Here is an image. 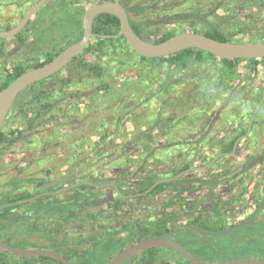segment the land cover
Returning <instances> with one entry per match:
<instances>
[{"label": "trees", "instance_id": "1", "mask_svg": "<svg viewBox=\"0 0 264 264\" xmlns=\"http://www.w3.org/2000/svg\"><path fill=\"white\" fill-rule=\"evenodd\" d=\"M37 1L0 0V6L15 5L17 8L25 9L28 4ZM174 1L119 0L127 12L129 24L134 33L143 40L155 43L164 42L178 34L173 29L162 31L161 26L175 27L180 24L186 28V32L199 33L217 41L235 42L233 37L242 33L244 28L252 25L251 22H241L240 18L237 17L238 14H235L243 8L254 5L250 0H236L238 3H235V0H224V4H235L233 11L224 10L222 13L219 10L223 3L219 2L216 5L214 0H208L211 3L209 11L187 7L184 1L177 5ZM142 15L147 17L141 18ZM200 25H204V30H200ZM11 28L13 27L7 26L5 31ZM119 29L120 23L115 16L106 13L96 16L92 26L93 37L87 47L75 56L63 70L46 80L29 86L19 94L7 118V126L11 129L9 137L0 133V143H11L13 138L17 139V130L12 124L10 125L15 119L25 122L24 134H18L20 141L40 143L43 148L50 143L51 140L48 138L52 139L58 133L67 136L71 132L72 136H76L73 131L79 125L76 121L77 116H74V122L71 115H67L69 118L66 120L63 119L65 115L63 109L68 104L75 103L76 110L73 112L75 114L76 112L80 113V103L77 102L79 97L74 92L80 88L90 90L88 96H83L87 100L86 103L91 109L90 114L93 116L97 112L96 107L93 106L96 102L92 98L93 95L104 93L106 88H110V84L105 81L109 71L100 66L101 62L118 54L130 57L132 53H135L127 44L124 36L115 37L118 35ZM23 31L25 32V29ZM23 33L19 34L18 38H22ZM81 36L82 30L73 36L66 46L77 41ZM260 40H264V36ZM4 41L6 40L0 39V42ZM56 54L57 52L50 54L41 63L31 66L23 67L20 64H15L9 70L6 69L0 83V92L20 74L49 62ZM8 57L10 54L5 53V50L0 48V59ZM138 59L140 70H134L135 66H129L128 71L131 73L129 76H126L128 74L126 68L128 67L124 62H117L111 67L113 69L112 77L120 76L122 80L128 82L132 79L135 82V84L126 82L124 85L126 89L134 91L135 95L130 97L128 106L121 109L125 114L124 117L117 114L115 118L108 117L110 118L108 122L112 123V134L115 135L113 143L124 144L125 150L128 147H134L140 159L138 171L134 176L133 193L125 195L121 192L120 186L115 184L119 193L125 196L117 193V199L113 203L114 209L118 211L123 204L140 202L143 203L144 214L141 217L129 218L120 228L106 231L102 235V240L93 243L92 250L87 253L93 259L89 264H105L112 259L114 254L123 250L128 243L135 242L137 238L144 240L161 236L182 224H188L206 233L201 235L185 228L173 238V241L203 262L222 263L231 257L264 254V244H257L252 239L254 234L264 231V220H260L264 213V205L260 207L264 203V181L258 183L257 190L260 189L263 194L257 201L255 213L249 216L251 217L250 222L246 225L237 224L239 227L233 233L224 236L221 234L234 229L237 225L227 223L228 210L220 207L222 202H212L210 210L205 215L196 211L201 203L197 195L191 199L179 195L160 198L161 195L167 194L171 188L192 189L195 193L205 188L212 193L221 183L232 182L238 185L240 191L237 195L230 196L231 202L229 204H237L245 200L244 196L251 189V186H244V182L254 167L264 163V149L259 154L251 152L244 156L243 162L238 167L223 165L224 171L210 178L186 177L197 169L196 163L209 168L221 160L236 158L237 148L232 153L235 142L240 139L237 145L239 147L241 143L250 140L252 136L250 129L248 132V127L243 128L239 119L234 117L235 109L233 107L220 108L216 115V110L213 109L212 105L218 99L217 96L221 93L220 89L225 83L224 81H229L231 85L233 76L236 74L241 76L238 71L241 66H247L248 69L245 73L253 81L260 77L264 88V58L222 60L198 49H187L169 57L147 59L138 56ZM147 64L148 66L141 69ZM202 64L207 65L210 69L207 72L197 70V66ZM172 71L178 75H174ZM93 79V82L84 84L85 80ZM225 84L224 88L227 89L229 84L228 86ZM94 87H97V90L94 91L96 89ZM255 88L258 89L257 84H255ZM263 88L262 91L257 92L253 91L252 88L253 93L250 97L245 100L246 94H243L240 99V101L244 99L243 112L252 111L253 113L256 110V117L251 123V127L256 125L260 116L264 117V100L257 108L263 97ZM53 90L56 91V94L53 93ZM59 93L62 95L59 96ZM214 124H216V128L212 130ZM107 135L104 132L99 136V140L104 139ZM84 141L83 138L76 139L72 147L79 143L83 144ZM74 150L76 149L74 148ZM148 161L153 162V168H146ZM124 165L128 166L126 161ZM139 173L141 174L139 175ZM181 173L184 175L173 181L155 185L159 180L175 178ZM104 182H111V180L94 179L70 189L69 192L86 189L97 190L99 186L104 185ZM189 184L192 187H187ZM197 187L199 188L198 191L196 190ZM149 189L150 191L145 194ZM55 190L57 189L52 187L48 189V192ZM40 193L22 194L18 198L10 196L5 201H1L0 204L27 200ZM128 195L136 196L126 197ZM57 198L58 194H50L33 202L7 206L0 210V220H11L13 218L12 211L15 208L23 209L19 215L45 214L49 209L45 205L48 200L55 202L56 206L54 205L52 209L65 210L68 220H76L78 217L83 218L79 214L83 207L82 202L94 201L93 197H90L91 200L81 198L73 205H64L63 201H59ZM223 204L225 203L223 202ZM32 205L36 206V209L33 210ZM152 205L156 206L151 211V215L147 216L148 214L145 212L150 210ZM122 234L123 236H120ZM243 238L245 239L244 242L242 241ZM61 242H66L65 238ZM50 248L61 251L70 263L80 264L79 259L75 258L76 252L73 249H70L69 253H65L56 246ZM153 250L154 248H151L135 254L122 264H193L174 249L185 262L160 263L155 259ZM1 253L10 255L6 252ZM139 255L143 256L138 258ZM10 256L16 259L12 264H31V261L36 259L59 264L46 257Z\"/></svg>", "mask_w": 264, "mask_h": 264}, {"label": "rangeland", "instance_id": "2", "mask_svg": "<svg viewBox=\"0 0 264 264\" xmlns=\"http://www.w3.org/2000/svg\"><path fill=\"white\" fill-rule=\"evenodd\" d=\"M184 1V4L190 8H198L204 11L211 9V3L208 0H175V4H179ZM252 6L243 8L235 14H238L241 22H251V26L244 28L242 33L233 37V41L236 43H255L263 40L264 36V0H250ZM219 2L223 3L219 12L224 10L233 11V5L238 3L235 0L234 4H224V0H214V4ZM34 2L28 4L26 8H17L15 5L0 6V31H5L8 26H15L18 24L25 11ZM98 3L94 0H48V2L40 8L30 18L29 24L25 28V32L22 36L26 39V45L20 46L14 49V40L10 39L4 42H0V48L5 50V53H13L10 60L3 58L0 60V83L4 76V72L9 70L13 65L20 64L23 67L34 65V61H44L50 54L58 52L61 48L65 47L72 40L80 30H82V18L84 11L90 5ZM147 17L142 15L141 18ZM243 24V23H242ZM35 26V27H34ZM48 27V28H46ZM200 30H204V25H200ZM38 28V37H46L45 42L40 41L41 45L34 47L33 43H30L32 37L29 36V32ZM162 31L167 29H173L177 33L186 32V28L177 24L175 27L161 26ZM47 35V36H46ZM29 37V38H28ZM32 42V41H31ZM36 48V49H35ZM117 62H124L128 68H126L128 74L129 66H135L134 70H140V62L138 56L132 53L130 57L122 54L112 56L110 59L101 62L103 68H106L109 72L106 82L110 84V88H106L104 93H98L93 95V99L96 100L93 106L96 107L95 114H90V107L87 100L83 95L88 96L90 90L86 88H80L74 92L79 98L77 102L80 104L79 112L76 114L73 112L75 109V103L68 104L63 109V119L69 118L67 115L73 117L72 121H75L74 116H77L76 121L79 125L73 131L76 136H72L69 132L67 136L63 133H58L51 140L48 147L47 159H52V162H47L45 165H30L25 157L20 155L18 167L12 169L8 165L0 163V201H5L12 193L18 191L22 194H33L35 192L48 193V189L54 187V192L63 191L66 188L74 185L79 181H91L94 179H109L111 182H104V185L97 188V190H78L77 192H64L58 194V200L63 201V204H74L79 199H90L93 197V202L83 203L79 214L82 217H78L76 220L67 219V211L52 209L55 202L49 201L45 205L49 208L47 213L38 215H18L13 219L0 220V241L6 245L19 249H51L58 252L65 257L61 251L52 249L50 247L56 246L63 252H70L73 249L76 253L75 258L80 264H89L93 259L87 255L92 250L93 243H97L102 240V235L109 230L120 228L129 218L141 217L144 214L143 203L132 202L129 204H123L122 207L116 211L114 209V201L117 199V193L109 185H119L123 194H132L134 185V176L139 168V155L134 147H128L125 150L124 144L113 143L115 135L112 134V123H109L110 118H115L118 115H125L121 109H124L130 103V97L135 95V92L126 89L125 84L127 81L122 80L120 76L112 77L113 67ZM147 65L141 66L144 69ZM139 68V69H138ZM197 70L207 72L210 67L205 64L198 65ZM247 66H241L239 72L241 76L236 74L233 76L231 85L229 81H224L227 89L224 88V84L220 89L221 93L217 96L213 103V109L218 110L225 106L233 107L235 109L234 117L239 119L243 128L248 127L252 111L243 112L244 99L240 101L243 94H246L245 100L252 95L253 91H262V79L260 77L253 81L249 75H246ZM174 75H178L175 71H172ZM171 72V74H172ZM133 76V75H132ZM177 78V76H174ZM93 80H85L84 84L87 85ZM131 84L135 82L131 79ZM127 82V83H128ZM257 84V88H255ZM124 86V87H123ZM97 90V87H94ZM217 88V87H216ZM257 89V90H256ZM264 89V88H263ZM73 91V90H70ZM56 94V91L53 90ZM62 94L59 93V96ZM58 96V95H57ZM58 96V97H59ZM64 104V103H63ZM238 104V106H237ZM65 105V104H64ZM240 105V106H239ZM237 109V110H236ZM126 112V111H125ZM124 117V116H123ZM17 130V133L24 134L25 122L23 120H14L10 125ZM97 126V127H96ZM216 124L212 125V130H215ZM96 127V128H94ZM11 129L7 126L2 131L3 135H8ZM54 131V130H53ZM104 132L108 135L99 140ZM252 134L250 140L246 143H241L237 147L238 154L234 159H224L211 165L209 168L196 163L195 170L192 174L186 178L191 177H203L210 178L224 171L223 165H231L232 167H238L243 162V157L253 152L259 154L264 149V117H259L256 121V125L250 128ZM83 138V144H77L72 147L73 142L76 139ZM92 138V140H90ZM21 144H26L24 140L20 141ZM62 146V147H61ZM64 146V147H63ZM22 148V147H21ZM74 148L76 150H74ZM61 149V150H59ZM65 149V154L62 150ZM28 153L27 150H25ZM62 153V157L60 153ZM28 158H39L36 156V152L33 155H29ZM127 165H124V162ZM153 162H146V168H153ZM130 164V165H129ZM228 168V167H227ZM264 163L262 165L254 167L249 176L244 182V186H251L245 196L244 201L237 204H229L231 202L230 196L237 195L240 188L237 184L232 182H223L218 185L213 192L207 191L205 188L200 189L198 192H194L192 189L181 190L180 188H171L165 195H161L160 198L165 196H186L191 199L196 196L201 200L200 207L197 208V213L207 214L210 210L211 203H220V207L228 210V216L226 218L227 223L230 225H237L246 220L255 210L257 201L263 194V191L257 190L259 181H264L263 173ZM14 170H18V173ZM141 173H139L140 175ZM162 176V174H161ZM223 178V177H222ZM239 181V180H238ZM92 184V183H90ZM106 184H108L106 186ZM94 185V184H92ZM198 186V184H195ZM187 187H192L189 184ZM194 192V193H192ZM38 195V194H37ZM91 200V199H90ZM223 202L225 204H223ZM89 203V204H88ZM94 203V204H90ZM56 206V205H55ZM156 205H152L151 209L145 212L151 215V211ZM32 209H36V206H31ZM64 207V206H63ZM19 214L23 211L22 208L17 209ZM199 215V214H198ZM264 220V213L260 217V220ZM2 236V237H1ZM120 236H123L120 235ZM119 236V237H120ZM65 238L66 242H61ZM252 239L257 244H264V231L258 234H254ZM8 240V241H6ZM244 238L242 241L244 242ZM141 239L137 238L135 242L128 243L126 247L140 242ZM125 247V248H126ZM187 247V246H186ZM188 248V247H187ZM0 251V264H12L16 261L10 255L1 253ZM119 253V252H118ZM116 253V254H118ZM114 254L112 258L116 255ZM153 255L155 259L162 262L173 263L174 261L185 262V260L176 251L169 247L154 248ZM82 256V258H80ZM143 255H139L141 258ZM66 258V257H65ZM246 258H258L264 260V254H252L244 257H231L225 261L246 259ZM207 263V262H206ZM31 264H53L50 261L36 259L31 261Z\"/></svg>", "mask_w": 264, "mask_h": 264}, {"label": "water", "instance_id": "3", "mask_svg": "<svg viewBox=\"0 0 264 264\" xmlns=\"http://www.w3.org/2000/svg\"><path fill=\"white\" fill-rule=\"evenodd\" d=\"M47 2L48 0H38L37 2L32 4L25 11L21 21L18 24H16L10 30L0 31V39H11L15 37L28 24L30 18L34 15V13L37 12L40 8H42ZM103 13L113 15L119 20L120 29L118 35L115 37L124 36L129 47L138 56L143 58L153 59L160 57H169L187 49H198L222 60H235V59L252 60V59L264 58V40L255 43L222 42V41L214 40L199 33L188 32V31L175 34L174 36L170 37L169 39L161 43H155V42L143 40L138 35H136L134 31L131 29L127 12L125 8L120 4L119 0L102 1L90 5L84 11V15L82 18V36L78 41L70 44L65 49L60 51L49 62L39 67L32 68L23 72L18 77H16L12 82H10L0 92V129L3 126L4 121L7 115L9 114L12 106L14 105L16 99L23 90L63 70L75 56H77L87 47L91 38L93 37V33H92L93 21L96 16ZM263 72H264V68H263ZM263 100H264V90H263V97L257 108L261 105ZM255 115H256V110L253 112L251 116L249 127L253 122ZM249 129L250 128H248V132ZM239 141L240 139H238L235 142L232 153L235 152ZM184 173L179 174L175 178L159 180L156 182L155 185L163 182L173 181L176 178L184 175ZM75 186L76 185H72L66 189L74 188ZM149 191L150 189L147 190L145 194H147ZM41 196L42 195H37L26 201H22L21 203L34 201L40 198ZM250 220L251 217H249L246 221L241 222V225L248 224ZM238 227L239 225H237L234 229H231L228 232L221 234V236H224L228 233H233ZM185 228L193 230L201 235L206 234L203 231L197 230L188 224H182L170 230L168 233L164 235L144 239L141 240L140 242H137L133 245L124 248L105 264H122L127 259L131 258L133 255L138 254L144 250L151 248H161V247H169L176 250L193 264H264V260L258 258L236 259V260L225 261L222 263L203 262L197 259L192 254H190L177 242L173 241L174 236L179 231ZM0 251L6 252L16 257H28V258L46 257L56 261L59 264H72L65 257H63L62 255L51 249H19V248L10 247L0 241Z\"/></svg>", "mask_w": 264, "mask_h": 264}, {"label": "flooded vegetation", "instance_id": "4", "mask_svg": "<svg viewBox=\"0 0 264 264\" xmlns=\"http://www.w3.org/2000/svg\"><path fill=\"white\" fill-rule=\"evenodd\" d=\"M102 2V1H101ZM99 3V2H98ZM29 24V23H28ZM27 24V25H28ZM26 25V26H27ZM25 26V27H26ZM14 27V26H13ZM25 27H24V29H25ZM35 27V26H34ZM46 28H48V27H46ZM23 29V30H24ZM38 29V28H37ZM36 28H34V30H32V31H30L29 32V36L30 37H32V42L30 41V43H33L32 45H34V47H38V46H40L41 45V43H40V41H44L45 42V40H46V37L44 36L43 38L40 36V37H38L39 35H38V30H37ZM21 31L20 33H18L15 37H13V38H11V40L13 39L14 40V46H15V48L14 49H17V48H19L20 46H24V45H26V39H23V38H21V37H19L18 38V35L19 34H21V33H23L24 31ZM24 34V33H23ZM47 36V35H46ZM29 38V37H28ZM3 40H10V39H3ZM79 40V39H78ZM77 40V41H78ZM76 42V41H75ZM74 43V42H73ZM72 44V43H71ZM70 45V44H69ZM68 45V46H69ZM67 47V46H66ZM66 47H64L63 49H65ZM36 49V48H35ZM62 49V50H63ZM62 50H60V51H62ZM59 51V52H60ZM59 52H57V54L59 53ZM13 53L14 52H12V54L11 53H9L10 54V56L12 57V55H13ZM8 54V53H7ZM56 54V55H57ZM11 57H8L7 59L8 60H10V58ZM0 60H3V58H1ZM34 61V64H36V63H41L42 61H36V60H33ZM44 80H46V79H44ZM43 81V80H42ZM39 82H41V81H39ZM38 83V82H37ZM36 84V83H35ZM17 100V99H16ZM255 117H256V115H255ZM255 117H254V119H255ZM7 118H8V115H7V117H6V119H5V121H4V124H3V126L1 127V129H0V133H2V131L4 130V129H6V127H7V125H8V123H7ZM253 119V120H254ZM251 126H252V124L250 125V127H249V125H248V128H251ZM3 136H5V135H3ZM6 137H9V132H8V135H6ZM17 139H15V138H13L12 139V142L11 143H0V163L2 164H4V165H8V166H10V167H12V169H14V168H16V167H18V163H19V157H20V155H22L23 157H25L26 159H27V161H28V163L30 164V165H41L42 163L45 165L47 162H52L53 160L52 159H47L46 157H47V153H48V150H49V147H48V145H45L44 146V148H43V146H42V144H35V143H26V144H21L20 143V137H19V135L17 134ZM15 139V140H14ZM22 147V148H21ZM62 147V146H61ZM64 147V146H63ZM25 150H27L28 151V153H26L25 152ZM59 150H61V149H59ZM63 152H61L60 153V156L59 157H62V153L63 154H65V149L64 150H62ZM36 152V156H38L39 158H33V159H30V158H28V156L29 155H33L34 153ZM66 155V154H65ZM41 163V164H40ZM15 172H17L18 173V170H14ZM86 182H88V181H79V182H76V183H72V184H74V185H76L75 187H77V186H80L82 183H86ZM78 184V185H77ZM110 187H112V189L113 190H115V192L116 193H119V191H118V189H117V187L115 186V185H109ZM74 187V188H75ZM99 187H101V186H99ZM70 189H72V188H69V189H65V190H63V191H61V192H59V193H64V192H68ZM59 193H56V192H48V193H44V192H41L40 194H38V195H42L41 197H43V196H46V195H50V194H53V195H57V194H59ZM120 194V193H119ZM121 196H125V195H123V194H120ZM11 197H13V198H18L19 196H20V193L18 192V191H15L14 193H12L11 195H10ZM9 196V197H10ZM35 196H37V195H35ZM35 196H32V197H35ZM131 196H136V195H128V196H126V197H131ZM8 197V198H9ZM31 197V198H32ZM28 199H30V198H28ZM27 199V200H28ZM22 201H26V200H22ZM22 201H14V202H6V203H1L0 204V206H2V207H0V210H2V209H4L5 207H7V206H17L19 203H21ZM35 201V200H34ZM1 202V201H0ZM31 202H33V201H31ZM26 203H29V202H26ZM23 204H25V203H23ZM264 205V203H262V205H260V206H263ZM18 208H15L13 211H12V215H13V218L14 217H17L18 215H19V212H18V210H17ZM253 213H255V212H253ZM12 218V219H13Z\"/></svg>", "mask_w": 264, "mask_h": 264}]
</instances>
